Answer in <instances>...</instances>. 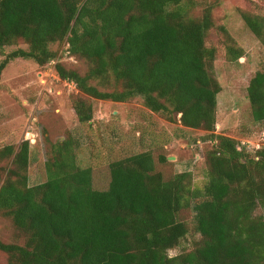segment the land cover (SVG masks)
<instances>
[{
    "label": "trees",
    "instance_id": "1",
    "mask_svg": "<svg viewBox=\"0 0 264 264\" xmlns=\"http://www.w3.org/2000/svg\"><path fill=\"white\" fill-rule=\"evenodd\" d=\"M192 0H0V81L17 59L44 66L51 45L67 43L85 61L80 72L64 63L56 74L73 82V109L92 119L90 98L144 106L170 122L207 132L206 181L192 188L190 175L165 180L150 151L109 164L108 188L92 184V169L77 160L67 138L45 161L46 181L29 185L30 145L0 148V212L12 219L23 245L3 243L8 264H264V145L248 148L214 133L221 86L213 72L217 47L206 37L215 26L212 6L193 12ZM245 25L264 45V9L243 12ZM226 40H232L225 26ZM20 43L4 54L6 47ZM233 59L241 50L230 48ZM87 98H86V97ZM247 96L264 126V70L250 79ZM166 161V157H160ZM194 213L200 242L170 256L188 234L182 209ZM260 214H255L257 209Z\"/></svg>",
    "mask_w": 264,
    "mask_h": 264
},
{
    "label": "rangeland",
    "instance_id": "2",
    "mask_svg": "<svg viewBox=\"0 0 264 264\" xmlns=\"http://www.w3.org/2000/svg\"><path fill=\"white\" fill-rule=\"evenodd\" d=\"M192 1L195 5L191 14H200L202 6L211 5L215 19V26L205 42L208 48L218 49L213 72L221 91L217 95L214 133L246 143L248 148L264 145V126L253 120L247 96L250 79L256 72L264 70V45L242 19L243 12L261 13L264 0ZM222 26L232 40H226ZM17 48L26 49L27 45L20 43L6 47L4 54ZM230 48L240 49L241 56L233 59ZM51 49L56 52L53 62L38 66L33 60L17 58L7 65L0 81V148L29 142V185L46 181L47 156L55 144L69 137L79 145V166L92 169L95 189L108 188L112 161L144 151L152 153L154 171L161 173L165 180L186 172L190 175L192 188L204 185V154L212 145L203 140L207 132L170 122L164 115L147 109L141 97L127 102L89 97L92 119L79 122L72 103L78 93L76 85L61 79L55 72V65L64 63L84 72L87 64L72 56L65 42L53 44ZM160 157H166V161H160ZM2 165L4 162L0 161ZM261 212L259 208L255 214ZM178 218L186 222L189 230L180 246L169 251L170 256L191 250L201 239L195 231L191 208L182 209ZM0 241L18 245L25 241L12 219L1 212ZM0 264H8L7 255L1 250Z\"/></svg>",
    "mask_w": 264,
    "mask_h": 264
},
{
    "label": "built area",
    "instance_id": "3",
    "mask_svg": "<svg viewBox=\"0 0 264 264\" xmlns=\"http://www.w3.org/2000/svg\"><path fill=\"white\" fill-rule=\"evenodd\" d=\"M53 62V61H52ZM263 136H264V132H263ZM243 145H245L246 143H242ZM259 146H261L260 144L259 145H257V146H254V147H256V148H258ZM247 147H248V145H247ZM250 148V147H249Z\"/></svg>",
    "mask_w": 264,
    "mask_h": 264
},
{
    "label": "water",
    "instance_id": "4",
    "mask_svg": "<svg viewBox=\"0 0 264 264\" xmlns=\"http://www.w3.org/2000/svg\"><path fill=\"white\" fill-rule=\"evenodd\" d=\"M169 158H171V159H172V157H169Z\"/></svg>",
    "mask_w": 264,
    "mask_h": 264
}]
</instances>
